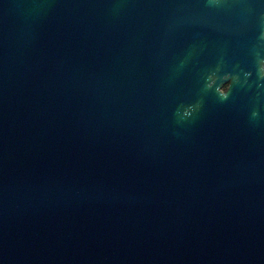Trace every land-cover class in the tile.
<instances>
[{"label": "water", "instance_id": "water-1", "mask_svg": "<svg viewBox=\"0 0 264 264\" xmlns=\"http://www.w3.org/2000/svg\"><path fill=\"white\" fill-rule=\"evenodd\" d=\"M262 62L264 0H0V264H264Z\"/></svg>", "mask_w": 264, "mask_h": 264}, {"label": "clouds", "instance_id": "clouds-1", "mask_svg": "<svg viewBox=\"0 0 264 264\" xmlns=\"http://www.w3.org/2000/svg\"><path fill=\"white\" fill-rule=\"evenodd\" d=\"M259 73L262 75V77H264V62L261 63L259 69H258ZM246 75H251V73H247ZM228 77H225V79ZM225 96L227 95V90H225ZM192 115V111L191 110H186L184 113L185 117H190ZM253 115H257L256 113H253Z\"/></svg>", "mask_w": 264, "mask_h": 264}, {"label": "trees", "instance_id": "trees-1", "mask_svg": "<svg viewBox=\"0 0 264 264\" xmlns=\"http://www.w3.org/2000/svg\"><path fill=\"white\" fill-rule=\"evenodd\" d=\"M227 86H228V85H225L223 89H224V90L227 89Z\"/></svg>", "mask_w": 264, "mask_h": 264}, {"label": "flooded vegetation", "instance_id": "flooded-vegetation-1", "mask_svg": "<svg viewBox=\"0 0 264 264\" xmlns=\"http://www.w3.org/2000/svg\"><path fill=\"white\" fill-rule=\"evenodd\" d=\"M224 90V89H223Z\"/></svg>", "mask_w": 264, "mask_h": 264}]
</instances>
